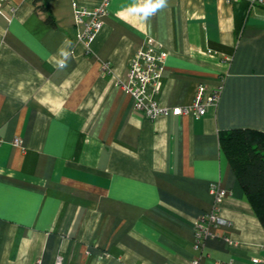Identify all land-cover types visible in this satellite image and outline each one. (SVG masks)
<instances>
[{
    "label": "crops",
    "instance_id": "0c3cea01",
    "mask_svg": "<svg viewBox=\"0 0 264 264\" xmlns=\"http://www.w3.org/2000/svg\"><path fill=\"white\" fill-rule=\"evenodd\" d=\"M134 3L110 0L90 43L75 8L101 0L0 8V264L264 258V227L220 143L231 129L264 132V5L168 0L142 21L127 11ZM65 39L71 56L60 69ZM150 39L167 52L157 99L170 110L156 117L120 83ZM222 79L205 115L172 111ZM212 184L226 191L218 212L228 222L211 224L196 248V222L215 208Z\"/></svg>",
    "mask_w": 264,
    "mask_h": 264
},
{
    "label": "built area",
    "instance_id": "2783aa9c",
    "mask_svg": "<svg viewBox=\"0 0 264 264\" xmlns=\"http://www.w3.org/2000/svg\"><path fill=\"white\" fill-rule=\"evenodd\" d=\"M6 0H0V8ZM98 7L76 6L75 23L81 28V40L90 43L96 32L102 25L101 17L107 13L110 0H101ZM143 2V0H141ZM251 5H264V0H250ZM156 14V13H155ZM154 14V15H155ZM167 52L164 46L157 40L150 39L148 44L141 47L134 54L126 77L120 81L134 98L135 108L142 110L149 117H156L160 114H168L169 108L159 104L157 95L160 92L161 78L166 61ZM212 90L204 83L197 86L194 101L189 106L176 107L172 111L176 114L193 113L195 116H203L211 105L217 104L223 90V81ZM17 145L21 144L16 139ZM211 190L215 195V208L212 212L204 214L195 225V246L200 248L204 240L211 234L210 225L226 224L228 221L219 215V204L226 195V191L218 184H212ZM254 264H264V258L253 257ZM62 256H58L54 264H62ZM192 264H200L198 259Z\"/></svg>",
    "mask_w": 264,
    "mask_h": 264
},
{
    "label": "trees",
    "instance_id": "16d2710c",
    "mask_svg": "<svg viewBox=\"0 0 264 264\" xmlns=\"http://www.w3.org/2000/svg\"><path fill=\"white\" fill-rule=\"evenodd\" d=\"M220 143L264 227V132L235 128L222 133Z\"/></svg>",
    "mask_w": 264,
    "mask_h": 264
},
{
    "label": "clouds",
    "instance_id": "9594fccd",
    "mask_svg": "<svg viewBox=\"0 0 264 264\" xmlns=\"http://www.w3.org/2000/svg\"><path fill=\"white\" fill-rule=\"evenodd\" d=\"M167 5L168 0H143V2L141 0H135V3L127 11L138 16L142 21H147L152 15L165 9ZM71 48L72 42L65 39L61 48L58 50L61 59H59L56 67L60 69L67 67V61L71 56Z\"/></svg>",
    "mask_w": 264,
    "mask_h": 264
}]
</instances>
